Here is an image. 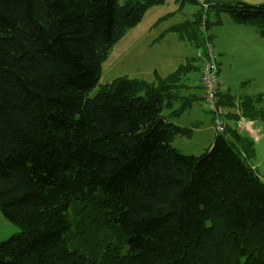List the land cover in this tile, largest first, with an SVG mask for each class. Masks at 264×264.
Masks as SVG:
<instances>
[{
  "label": "trees",
  "instance_id": "1",
  "mask_svg": "<svg viewBox=\"0 0 264 264\" xmlns=\"http://www.w3.org/2000/svg\"><path fill=\"white\" fill-rule=\"evenodd\" d=\"M164 1L0 0V209L20 226L0 264H264L254 140L225 126L200 154L173 144L191 136L170 115L202 97L198 58L89 95L114 44ZM228 1L205 5L264 37V3ZM207 9L175 27L198 47L213 41ZM262 96L241 116L261 117Z\"/></svg>",
  "mask_w": 264,
  "mask_h": 264
},
{
  "label": "rangeland",
  "instance_id": "2",
  "mask_svg": "<svg viewBox=\"0 0 264 264\" xmlns=\"http://www.w3.org/2000/svg\"><path fill=\"white\" fill-rule=\"evenodd\" d=\"M205 1L165 0L163 3L151 5L141 21L129 27L125 35L114 44L107 57L102 60L99 83L90 90L89 95L94 96L102 84L112 81L117 76L128 75L132 78L154 81L158 76H167L180 66L187 65L189 58H198L197 63L201 64L202 59L199 55L204 51V47H198L189 38L182 37L175 27L192 18L195 13L205 12L207 9ZM232 1L264 3V0H229L228 2L233 3ZM210 7L209 10L207 9L210 17L207 28L209 34L214 35L213 42L218 56L225 62L221 75L218 57L220 74H218V111L226 128L230 126L250 137L243 125L240 104L245 96L263 93L262 99L257 102L258 108L263 113L257 118L259 131L262 133L264 132V37L255 25L236 22L227 11H222L219 16L217 9L214 6ZM218 19L221 20L219 23ZM189 76L193 82H196L195 85L199 84L197 71H192ZM221 77L229 88L220 81ZM220 85L224 92L222 96ZM221 97L228 103H220ZM164 113L167 115L171 112L165 110ZM212 118V113L203 97L197 98L193 106L183 113L170 115V119L177 124L192 128L191 136L176 135L173 140L174 146L184 153H202L218 133ZM254 142L255 153L248 161L255 166L264 180V139L261 141L255 139ZM18 231L20 226L7 219L0 209V242Z\"/></svg>",
  "mask_w": 264,
  "mask_h": 264
},
{
  "label": "built area",
  "instance_id": "3",
  "mask_svg": "<svg viewBox=\"0 0 264 264\" xmlns=\"http://www.w3.org/2000/svg\"><path fill=\"white\" fill-rule=\"evenodd\" d=\"M204 58L202 62V97L205 100L209 111L213 116V123L218 132L225 130V123L218 111V94H219V65L218 53L215 49L213 41H207L204 47Z\"/></svg>",
  "mask_w": 264,
  "mask_h": 264
},
{
  "label": "crops",
  "instance_id": "4",
  "mask_svg": "<svg viewBox=\"0 0 264 264\" xmlns=\"http://www.w3.org/2000/svg\"><path fill=\"white\" fill-rule=\"evenodd\" d=\"M214 35H212V37H213ZM213 39V38H212ZM220 53V52H219ZM221 54V53H220ZM202 62H203V60H202ZM225 64V62H224V59H222V58H220V56H219V65H220V74L222 73V66ZM196 66V65H195ZM202 66V63L201 64H199V67H201ZM197 67V66H196ZM196 71H197V79H198V82L197 83H199V85H200V71H198L197 69H196ZM219 74V75H220ZM222 75V74H221ZM223 84H225L224 82H223V79H222V77H221V80H220ZM194 83H196V82H194ZM225 86L227 87V88H229V86H227L226 84H225ZM220 91H221V96L224 94V92H223V88H222V86L220 85ZM230 113V112H229ZM242 118H243V125L245 126V129H246V131H247V133L250 135V137L252 138V139H257L258 141H261V140H263L264 139V132H262V133H260V131H259V127H258V125H259V122L257 121V119H249V118H246V117H243V116H241ZM253 165V164H252ZM253 167L255 168V166L253 165ZM261 176V175H260Z\"/></svg>",
  "mask_w": 264,
  "mask_h": 264
},
{
  "label": "bare ground",
  "instance_id": "5",
  "mask_svg": "<svg viewBox=\"0 0 264 264\" xmlns=\"http://www.w3.org/2000/svg\"><path fill=\"white\" fill-rule=\"evenodd\" d=\"M188 19H190V18H188ZM184 22V21H183ZM208 32V34H209V31H207ZM200 57H201V59L203 60V58H204V52H201L200 53V55H199ZM219 57V56H218ZM200 83H201V92L203 91V88H204V86H203V83H202V77L200 78ZM219 106V105H218Z\"/></svg>",
  "mask_w": 264,
  "mask_h": 264
}]
</instances>
